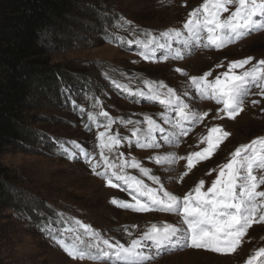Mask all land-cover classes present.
<instances>
[{
	"label": "rangeland",
	"instance_id": "1",
	"mask_svg": "<svg viewBox=\"0 0 264 264\" xmlns=\"http://www.w3.org/2000/svg\"><path fill=\"white\" fill-rule=\"evenodd\" d=\"M203 3L204 0H74L77 8L68 16L66 30L43 34L46 55L52 64L63 70V76L53 75L54 81L42 85L38 94L28 100L31 105L25 112L28 122L24 140L1 158L9 167L12 184L0 212V264H247L249 257L252 264H264V254L257 255L264 248V221H259L264 212L259 208L257 222L247 229L233 252L189 247L186 234L153 250L143 234L152 223L163 227L165 221L186 229L179 214L138 213L111 203L113 198L134 202L121 187L109 185L108 179L123 185L113 172L135 176L149 187H159L139 169L124 167L121 171L120 153L125 160H139L143 167L152 170L151 174L161 178L166 190L182 197L201 179L206 182L202 189L206 191L216 175L215 171L209 175V170H218L220 165L227 163L237 147L264 138V96L258 94L255 83L249 86L243 110L230 118L223 112H216L222 105L214 100L200 99L189 79L210 72L207 80L213 81L228 70L233 60L252 57L244 69L234 70L237 74L264 60V17L254 18L257 25L254 30L222 48L204 47L207 37L204 31L200 33V44L195 40L185 44L188 32L183 25L189 13ZM229 8L234 10V5ZM228 14L222 13V16ZM193 19L202 20L203 10ZM175 30L182 33L179 38L175 37ZM129 41L134 43L129 45ZM161 43L166 47L159 48ZM144 44L149 47L145 49ZM142 52L152 58L145 60ZM177 52L179 59L175 58ZM197 55L200 60L195 59ZM168 88L191 104L195 111H207L208 117L195 125L183 121L182 126L189 129L188 136L181 137L177 143L163 144V151L141 149L134 142L131 145L122 142L112 151L105 148L103 154L116 167L108 170V178L94 174L82 152L87 151L99 165L97 171H105L97 133L106 130L110 119L113 123L107 131L128 137H131L132 127H147L143 123L146 115L162 123L163 113L175 122L176 106L151 98L159 95L161 99H168ZM138 91L146 95L141 97ZM252 100L259 103L253 105ZM102 112H107L108 116L101 115ZM127 120L141 123H122ZM215 126L221 127L228 136L220 141L207 160L194 162L191 170L185 167L186 160L158 165L148 159L165 152L185 157L190 152L201 151L207 147L208 129ZM155 135L158 142H162L159 134ZM261 147L264 145H252L241 153V158L252 155L253 148L259 153ZM183 172L188 174L181 179ZM253 174L257 178L264 176V169L254 166ZM257 190L264 191V184ZM141 199L146 200V197ZM257 201L259 204L260 198ZM49 220L53 222L56 239L42 230ZM77 220L89 225V229L80 227ZM104 239L112 244L119 241L126 247L131 246L132 240H139L136 248L141 252L140 258L90 259L89 256L98 255L97 245L108 250L102 243ZM57 240L84 251L85 257H70ZM190 251H203L227 259L215 257L210 261L203 256H192Z\"/></svg>",
	"mask_w": 264,
	"mask_h": 264
},
{
	"label": "snow or ice",
	"instance_id": "2",
	"mask_svg": "<svg viewBox=\"0 0 264 264\" xmlns=\"http://www.w3.org/2000/svg\"><path fill=\"white\" fill-rule=\"evenodd\" d=\"M229 5H234V10H230ZM201 9L203 10V19L194 20L193 18L200 14ZM222 13L229 14L224 17ZM256 17H264V0H204V3L198 9H194L189 13V19L183 25V28L188 32V38L184 40V43L187 44L189 40H195L197 44H200V33L204 31L207 33L204 47L222 48L226 43H231L254 30L257 27L254 19ZM165 35H168V33H165ZM181 35L182 33L179 30H175L176 38ZM132 43L134 42L129 41V45ZM148 47L149 44H144L145 49ZM165 47V44H159V48ZM141 55L145 60L152 58L143 52ZM163 58L168 59L167 56ZM175 58H180L179 52H177ZM250 61H252V57L231 61L227 66L228 70L217 75L213 81L207 80V77L211 75L210 72H205L202 76H190L189 79L195 88V93L200 99L214 100L217 105H222V108L218 107L216 109L217 113L223 112L230 118H234L243 110L244 100L249 95L251 84L255 83L259 89L258 94L264 96V83H260L264 81V60L257 61L251 69L243 70L239 74L234 71L237 68L244 69V66L248 65ZM217 67H220V65H217ZM177 71L179 72L181 69H177ZM117 87L120 86L117 85ZM161 87H166V85L161 84ZM125 91H128V89H125ZM138 94L141 97L146 95L143 91H138ZM168 94V99H161L159 95L151 98L159 100L164 105H175V122L164 116L163 113H161L162 123H157L152 116L146 115L143 123L147 127H132L131 137H128L120 134H110L107 129L111 128L113 121L109 120L108 125L105 126L106 130L97 133V140L100 142L99 147L101 148L100 160L104 162L105 171H97L99 165L93 162V158L87 151L82 152L83 159L91 165L94 174L108 178V170L116 167L111 163L108 156L103 154V149L107 148L112 151L121 146L122 142L129 145L134 142L141 149H159L163 151V144L177 143L181 137L188 136L189 129L182 126L183 121H190L195 125L203 122L208 117L209 113L207 111L203 113L195 111L188 103L176 96L172 88H168ZM193 98L195 99V97ZM251 103L256 105L259 101L252 100ZM101 115L107 117L108 113L102 112ZM91 118L92 114L89 113V119ZM122 123L140 125L141 122L127 120L122 121ZM157 133L162 142H158L155 135ZM208 133L206 138L207 147H203L201 151L190 152L185 157H178L175 152H165L163 155L157 154L148 157V159L158 165L175 163L178 159L186 160L185 167L191 170L194 167V162L207 160L220 141L228 136V133L219 126L209 128ZM257 143L264 145V138L253 140L251 145L237 147L231 153V158L227 163L220 165L218 170H209V175L214 171L216 175L210 186L206 187V191L202 190L205 188L206 182L201 179L191 191L182 197L166 190L161 178L151 174L152 170L143 167L139 160L135 158L125 160L123 159L124 154L120 153L121 171L124 167L139 169L143 175L159 187H149L143 180L137 179L135 176L118 175L113 172L112 175L115 176V179L122 181L123 185L113 183L111 179H108L109 185L114 188L121 187L123 191L129 193L134 202L113 198L111 203L138 213H178L182 218V225L187 226L185 229L182 226L178 227L175 223L165 221L163 227H157L155 223H152L148 231L143 234L148 241L164 246L176 240L179 235L186 234V243L189 247L211 249L215 252H233L247 229L257 222L258 208L261 212H264V191L257 190L259 185L264 184V176L257 178L253 174L254 166L264 169V147H261L259 153L253 148L252 155L241 158L242 152ZM70 158L75 159L76 157L71 156ZM242 169L244 170L243 173ZM187 174V172H183L181 179ZM142 197H146V200L141 199ZM257 198H260L259 204ZM259 221H264V215L259 216ZM52 223L49 220L42 230L48 232L53 239H56ZM76 223L86 231L89 229L87 224H81L78 220ZM57 243L64 248V251L70 257L83 259L86 255L84 251L69 247L63 240H57ZM102 243L108 250L106 251L97 245L98 255H91L89 256L90 259L141 255V252L137 251L136 248L140 244L139 240H132L131 246L128 247L119 241L112 244L108 239H104ZM260 254H264V248L257 253V255ZM247 264H252L251 257H249Z\"/></svg>",
	"mask_w": 264,
	"mask_h": 264
},
{
	"label": "trees",
	"instance_id": "3",
	"mask_svg": "<svg viewBox=\"0 0 264 264\" xmlns=\"http://www.w3.org/2000/svg\"><path fill=\"white\" fill-rule=\"evenodd\" d=\"M76 8L74 0H0V212L12 184L1 158L24 140L28 100L52 83L53 75L63 76L48 59L42 36L65 31ZM1 227L0 222V237Z\"/></svg>",
	"mask_w": 264,
	"mask_h": 264
},
{
	"label": "bare ground",
	"instance_id": "4",
	"mask_svg": "<svg viewBox=\"0 0 264 264\" xmlns=\"http://www.w3.org/2000/svg\"><path fill=\"white\" fill-rule=\"evenodd\" d=\"M195 59L196 60H200V56H196L195 57ZM191 105V104H190ZM178 214V213H177ZM190 252H192V256H196V257H198V256H203L204 258H207L208 260H213V258H218L219 260H222V259H227V257H223V256H218V255H214V254H209V253H206V252H203V251H190Z\"/></svg>",
	"mask_w": 264,
	"mask_h": 264
}]
</instances>
